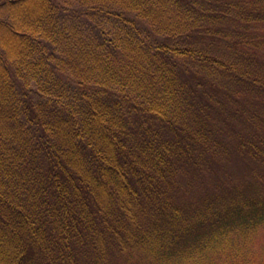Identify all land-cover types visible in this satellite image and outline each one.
<instances>
[{"label":"trees","instance_id":"trees-1","mask_svg":"<svg viewBox=\"0 0 264 264\" xmlns=\"http://www.w3.org/2000/svg\"><path fill=\"white\" fill-rule=\"evenodd\" d=\"M263 234L264 0H0V264H264Z\"/></svg>","mask_w":264,"mask_h":264},{"label":"rangeland","instance_id":"rangeland-1","mask_svg":"<svg viewBox=\"0 0 264 264\" xmlns=\"http://www.w3.org/2000/svg\"><path fill=\"white\" fill-rule=\"evenodd\" d=\"M236 168L238 169V168H239V166H236ZM261 237H264V234H263Z\"/></svg>","mask_w":264,"mask_h":264}]
</instances>
